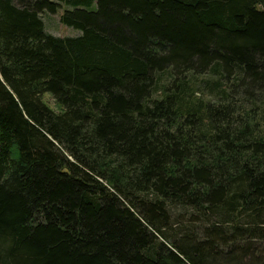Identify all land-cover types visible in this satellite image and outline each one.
<instances>
[{
	"label": "trees",
	"instance_id": "obj_1",
	"mask_svg": "<svg viewBox=\"0 0 264 264\" xmlns=\"http://www.w3.org/2000/svg\"><path fill=\"white\" fill-rule=\"evenodd\" d=\"M0 264H264V0H0Z\"/></svg>",
	"mask_w": 264,
	"mask_h": 264
},
{
	"label": "rangeland",
	"instance_id": "obj_2",
	"mask_svg": "<svg viewBox=\"0 0 264 264\" xmlns=\"http://www.w3.org/2000/svg\"><path fill=\"white\" fill-rule=\"evenodd\" d=\"M61 12L62 11L60 10L56 14H52V13L44 14V20L46 23L47 30L53 34L60 35V36H68V35L74 36L78 34L77 29H75L74 27L65 26L60 22L59 18H60ZM208 92H209V88L207 89V93ZM184 224H188V221L185 219H184Z\"/></svg>",
	"mask_w": 264,
	"mask_h": 264
}]
</instances>
